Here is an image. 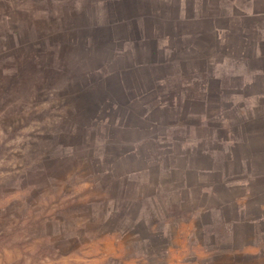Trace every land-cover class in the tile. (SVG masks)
<instances>
[{
	"label": "rangeland",
	"instance_id": "obj_1",
	"mask_svg": "<svg viewBox=\"0 0 264 264\" xmlns=\"http://www.w3.org/2000/svg\"><path fill=\"white\" fill-rule=\"evenodd\" d=\"M0 264H264V0H0Z\"/></svg>",
	"mask_w": 264,
	"mask_h": 264
}]
</instances>
